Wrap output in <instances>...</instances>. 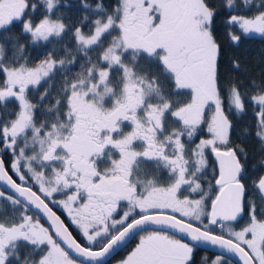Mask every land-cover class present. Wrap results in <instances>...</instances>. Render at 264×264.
<instances>
[{
  "label": "snow or ice",
  "instance_id": "6c2138e0",
  "mask_svg": "<svg viewBox=\"0 0 264 264\" xmlns=\"http://www.w3.org/2000/svg\"><path fill=\"white\" fill-rule=\"evenodd\" d=\"M251 34L264 0H0V264H108L137 235L117 264H264V76L221 68Z\"/></svg>",
  "mask_w": 264,
  "mask_h": 264
},
{
  "label": "trees",
  "instance_id": "16d2710c",
  "mask_svg": "<svg viewBox=\"0 0 264 264\" xmlns=\"http://www.w3.org/2000/svg\"><path fill=\"white\" fill-rule=\"evenodd\" d=\"M237 5L241 4V0H236ZM254 4L259 3V0H253ZM106 4L109 5H114L116 3V0H105ZM63 11V10H62ZM74 11V10H71ZM255 9L253 11L248 12V15L254 14ZM222 18H226V14L222 13ZM218 28L220 31H223V25L218 24ZM87 31V29H85ZM65 40L67 41V37H65ZM49 47H52V45H49ZM36 51H40L37 49ZM36 51H33V56L36 55ZM92 55H95V53H92ZM233 57H239L241 60V66H247V74L250 75L252 78L259 79L261 76H264V38L258 36V35H249V36H242L241 41L239 43L238 47H227L225 48L223 58L221 60V68L222 70L228 69L229 64L228 60ZM78 68V66H77ZM77 70V69H76ZM74 70V71H76ZM225 76L231 77L234 76L236 79L243 81V76L237 75L235 73H232L231 71L225 72ZM227 82V79L225 80V83ZM224 102H225V107L227 108L228 100H227V94H224ZM230 119L233 120L234 124L236 125L234 131L231 134V139L235 143H240L238 136L240 135L241 132L245 130V128L249 124H254V116H253V108L251 104H247L246 106V115L243 116L242 119H237L235 116V113L233 112L230 115ZM206 127V126H205ZM206 135V132H205ZM198 142V140H197ZM247 150L249 152V169H251L253 164H259V162L264 159V153H260L258 151V144L255 142L254 139L248 138L245 141ZM209 162L212 164V171L211 173L207 176V178L211 179V185L214 184L213 176L218 174V167L217 163L211 155H209ZM215 169V171H214ZM264 174V170H261L260 172L254 173L253 175H260ZM213 182V183H212ZM247 220V217L245 216L240 223L243 224ZM236 229H239V225L235 226ZM215 231L218 233L220 231L219 228H216ZM117 258V257H116ZM225 260H230L229 258L224 257ZM115 259V258H114ZM112 259V260H114ZM231 261V260H230ZM211 260L208 259V264L210 263ZM232 263V261H231ZM194 264H201V259L199 260L197 256L194 257Z\"/></svg>",
  "mask_w": 264,
  "mask_h": 264
},
{
  "label": "flooded vegetation",
  "instance_id": "af4514ba",
  "mask_svg": "<svg viewBox=\"0 0 264 264\" xmlns=\"http://www.w3.org/2000/svg\"><path fill=\"white\" fill-rule=\"evenodd\" d=\"M74 70H76V69L74 68L73 71ZM41 91H43L42 88H41ZM211 171H212V164H211V162H209V167H208V169L206 171V174L204 176V187H205L206 190H209V182H211V179L210 178H207V176L211 173ZM214 184H215V182H214ZM212 187L214 188L215 185H212ZM210 195H213L214 196V192H210ZM209 204H210V201H209ZM54 211H57V214H61L60 211L58 209H56V208H54ZM62 218L66 219V217H62ZM66 222H67V219H66ZM138 240H139V236L138 235L134 239H131L129 241V243H128L127 248H123V249L119 250L116 255H114L111 259H109L108 264H112L115 261H118L122 256L126 255L127 254V251L130 250L132 247H134L135 244H136V242H138ZM195 256H197L199 260L202 259L203 257H207L208 259H210L212 261L217 256H223V255L196 246V250H195V253H194V257ZM112 259H114V260H112ZM231 264H236V263L234 261H232Z\"/></svg>",
  "mask_w": 264,
  "mask_h": 264
},
{
  "label": "water",
  "instance_id": "95a60500",
  "mask_svg": "<svg viewBox=\"0 0 264 264\" xmlns=\"http://www.w3.org/2000/svg\"><path fill=\"white\" fill-rule=\"evenodd\" d=\"M197 247H201V248H204L206 250H209V251H213V252H217L219 254H222V255H224V256L232 259L236 264H238V258L237 257L232 256L230 253L223 252L218 247H215V246H212V245H207V244L197 245ZM119 250H121V249H118L117 252Z\"/></svg>",
  "mask_w": 264,
  "mask_h": 264
},
{
  "label": "rangeland",
  "instance_id": "374dc122",
  "mask_svg": "<svg viewBox=\"0 0 264 264\" xmlns=\"http://www.w3.org/2000/svg\"><path fill=\"white\" fill-rule=\"evenodd\" d=\"M251 35H254V34H251ZM206 222V221H205ZM237 230H239V229H237ZM211 263V262H210ZM112 264H117V261H115L114 263H112Z\"/></svg>",
  "mask_w": 264,
  "mask_h": 264
}]
</instances>
